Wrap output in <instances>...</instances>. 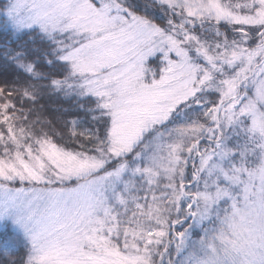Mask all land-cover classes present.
Wrapping results in <instances>:
<instances>
[{
  "label": "snow or ice",
  "instance_id": "snow-or-ice-1",
  "mask_svg": "<svg viewBox=\"0 0 264 264\" xmlns=\"http://www.w3.org/2000/svg\"><path fill=\"white\" fill-rule=\"evenodd\" d=\"M0 35V264H264V0H0Z\"/></svg>",
  "mask_w": 264,
  "mask_h": 264
},
{
  "label": "trees",
  "instance_id": "trees-1",
  "mask_svg": "<svg viewBox=\"0 0 264 264\" xmlns=\"http://www.w3.org/2000/svg\"><path fill=\"white\" fill-rule=\"evenodd\" d=\"M3 37L0 35V39H2ZM54 115V114H53Z\"/></svg>",
  "mask_w": 264,
  "mask_h": 264
}]
</instances>
